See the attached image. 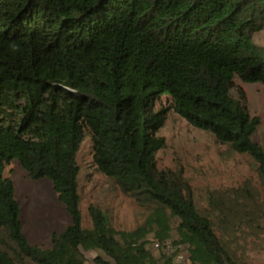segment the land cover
Instances as JSON below:
<instances>
[{"label": "trees", "instance_id": "16d2710c", "mask_svg": "<svg viewBox=\"0 0 264 264\" xmlns=\"http://www.w3.org/2000/svg\"><path fill=\"white\" fill-rule=\"evenodd\" d=\"M262 29L264 0H0V264H178L150 247L171 237L203 254L191 264H249L250 248L264 245V148L252 139L260 118L231 89L234 77L264 85V47L253 40ZM161 95L191 126L248 154L257 179L209 189L198 205L182 169L156 165ZM85 137L95 168L166 219L118 230L89 205L83 225ZM12 160L31 180L48 178L71 218L49 250L23 232L4 173Z\"/></svg>", "mask_w": 264, "mask_h": 264}, {"label": "rangeland", "instance_id": "374dc122", "mask_svg": "<svg viewBox=\"0 0 264 264\" xmlns=\"http://www.w3.org/2000/svg\"><path fill=\"white\" fill-rule=\"evenodd\" d=\"M253 40L264 47V29L255 33ZM233 80L231 94L238 97L243 93L250 114L260 118L252 139L264 148V85L260 82H243L238 77ZM167 107L166 119L155 131V135L164 139L163 148L156 153V165L161 169H182L185 179L193 187L194 199L198 205L205 204L209 189L236 186L248 177L257 179L254 162L248 154L234 151L229 143L218 142L208 130L191 126L171 107L168 95L159 96L154 108L158 110ZM3 111L10 112L8 109ZM77 162L80 167L78 183L84 226L91 225L89 205L102 209L112 226L118 230H133L149 221L151 216L166 219L162 213L154 212L152 215L153 210L138 206L131 197L120 191L112 179L95 168L88 137L80 145ZM4 173L14 184L15 198L20 204L22 229L27 240L45 251L49 250L51 235L62 232L71 222L51 181L46 177L31 180L17 160L10 161ZM155 225L154 223L153 226ZM148 238H153V234L150 233ZM165 240H169L171 248L177 244L172 243V237ZM150 247L153 249L152 244ZM153 252L157 251L153 249ZM96 253L97 250H92L87 255L91 258ZM247 256L249 264H264V245L260 248L251 247ZM202 257L201 252H195L190 255V264L192 258Z\"/></svg>", "mask_w": 264, "mask_h": 264}, {"label": "built area", "instance_id": "2783aa9c", "mask_svg": "<svg viewBox=\"0 0 264 264\" xmlns=\"http://www.w3.org/2000/svg\"><path fill=\"white\" fill-rule=\"evenodd\" d=\"M154 250H160L161 248L168 254L173 253L174 259L178 264H190V254L185 246L181 244H175L174 248L170 246L169 240H164L163 242L154 241L153 244Z\"/></svg>", "mask_w": 264, "mask_h": 264}]
</instances>
